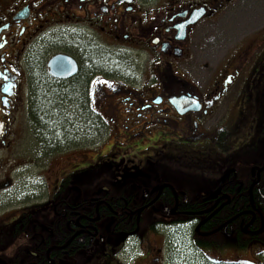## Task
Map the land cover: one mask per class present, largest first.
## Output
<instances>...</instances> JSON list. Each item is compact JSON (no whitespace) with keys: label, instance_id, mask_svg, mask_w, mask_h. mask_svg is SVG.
I'll return each mask as SVG.
<instances>
[{"label":"flooded vegetation","instance_id":"flooded-vegetation-1","mask_svg":"<svg viewBox=\"0 0 264 264\" xmlns=\"http://www.w3.org/2000/svg\"><path fill=\"white\" fill-rule=\"evenodd\" d=\"M19 7L0 15V264H264V0ZM47 111L72 125L60 145Z\"/></svg>","mask_w":264,"mask_h":264},{"label":"rangeland","instance_id":"rangeland-1","mask_svg":"<svg viewBox=\"0 0 264 264\" xmlns=\"http://www.w3.org/2000/svg\"><path fill=\"white\" fill-rule=\"evenodd\" d=\"M23 1L24 0H0V15H5V14L9 15L11 13H14L17 9H20L19 6L21 5V3L23 4ZM19 3H20V5H19ZM21 11L23 12L24 10L22 9ZM25 12H26V10H25ZM51 26H54V28L50 30L51 33L54 32V30H57V28H56V27H58L57 25L50 24L48 28H50ZM58 28H60V26ZM38 54H40V52ZM102 61H103V63H100V65H105V64H108V63L116 64L114 62L115 60H112V59L109 60V61H106V60H102ZM97 62H98V59H97ZM199 67H201V66H199ZM36 68L39 69V67H36ZM261 78H264V77L262 76ZM259 80L257 82H259ZM40 112L42 114V109L40 110ZM41 119H44V117L42 115H41ZM97 121H98V118H97ZM82 122H83V125L86 126V128H84L83 125H81V129L82 130L85 129L84 132H86V131L88 132L89 129H90V126H88V124L86 122H84L83 120H82ZM91 128H92V126H91ZM73 134H74V132L70 133L71 137L73 136ZM65 141L66 140L61 139L58 144L60 145V144L64 143ZM108 142L111 144L112 141H108ZM98 143H99V141H97V144ZM114 168H115V171H114L115 175H118L119 172H121L123 169H125L123 166H119V165L115 166ZM101 179H102L101 177H98L97 178V182H99Z\"/></svg>","mask_w":264,"mask_h":264},{"label":"trees","instance_id":"trees-1","mask_svg":"<svg viewBox=\"0 0 264 264\" xmlns=\"http://www.w3.org/2000/svg\"><path fill=\"white\" fill-rule=\"evenodd\" d=\"M100 63H103V61L98 60V62H97V67L98 68L101 67V66L102 67L106 66V65H100ZM112 68L115 69L114 66H112ZM46 114L48 115V118H49L48 123L45 126V129L48 131V134H49L48 142H50V143L53 142V144H56V142L59 141L55 137L54 132H56V133L59 132L61 128L63 130V133H66L65 140L68 139L67 131L69 129H72V125H70L68 123H63V126L61 124V128H60L59 121H58L59 118L56 117V116H53V115L51 116V112L50 111L49 112L47 111ZM96 122H97V124H96L97 141H101V139L103 137V133L102 132H103L104 124H103L102 119L99 118V116H98V121H96Z\"/></svg>","mask_w":264,"mask_h":264},{"label":"water","instance_id":"water-1","mask_svg":"<svg viewBox=\"0 0 264 264\" xmlns=\"http://www.w3.org/2000/svg\"><path fill=\"white\" fill-rule=\"evenodd\" d=\"M18 16L21 18L27 17L25 11L19 13ZM49 67L51 68V74L57 78H69L73 76L77 71L74 60L66 56L54 57L50 61ZM182 101L186 102L187 100H182ZM188 109H190V107H188Z\"/></svg>","mask_w":264,"mask_h":264}]
</instances>
